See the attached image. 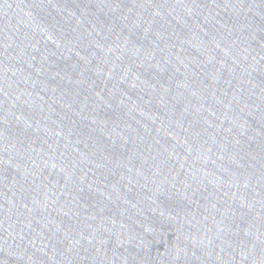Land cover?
<instances>
[{"label":"water","instance_id":"water-1","mask_svg":"<svg viewBox=\"0 0 264 264\" xmlns=\"http://www.w3.org/2000/svg\"><path fill=\"white\" fill-rule=\"evenodd\" d=\"M0 264H264V0H0Z\"/></svg>","mask_w":264,"mask_h":264}]
</instances>
